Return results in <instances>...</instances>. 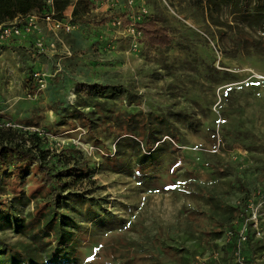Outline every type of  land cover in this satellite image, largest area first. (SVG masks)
<instances>
[{
	"label": "rangeland",
	"instance_id": "1",
	"mask_svg": "<svg viewBox=\"0 0 264 264\" xmlns=\"http://www.w3.org/2000/svg\"><path fill=\"white\" fill-rule=\"evenodd\" d=\"M125 1L117 5H107L103 0L95 2L91 10L78 16L76 32L59 34L70 51L69 57L55 54L53 62L33 49L0 47V124L22 127L25 118L41 114L42 117L36 119L39 127L55 132L46 133V142L52 148L58 149L78 137L77 129L65 130L54 126L59 114L55 110L61 106L72 107L77 102L76 82L122 83L139 93L142 100L139 109L145 113L153 109L167 111L188 107L201 123L196 131L188 130L184 123H175L182 139L178 148L189 161L187 167L177 171L170 192H163L160 187L169 175L168 167L177 157V152L159 156L160 175L155 179H138L131 172L133 164L127 167L125 163L121 170H112L103 161V148L98 147L102 153L93 156L95 170L92 182L83 185V189L90 191L88 196L93 197V206L103 215L105 228L92 227L90 223L83 222L82 215L76 214L75 219L83 223L88 235L81 239L78 236L81 253L66 264H88L85 253L99 248L111 237H122L135 243L138 252L143 248L150 249L159 230H162L160 242L179 252L177 262L174 259L170 264H194L197 258H210L213 253H218V261L211 259L209 264H264V205L260 208L262 215L259 221L263 234L257 237L251 228L249 230L252 239L260 242L253 248L256 251L248 249L238 236L226 233L216 241L208 236L201 241L199 232L207 230V226L198 221L224 214L247 195L248 204L255 205L257 200L253 194L258 190L255 187H264V153H249L241 142L227 136V140L222 138V126H225L230 131L251 130L258 137L256 143L264 144V57H259L252 50L242 51L231 59L217 57L193 30L213 38L222 49L232 46L231 30L226 28L227 24L234 27L232 30L239 29L255 38L264 31L255 32L253 27L232 15L226 0L221 11L214 12L215 19H218L216 26L208 24L204 7L202 10L194 6V0H136L133 11L142 4L146 15H160L162 25L169 28L174 36L173 48L161 53L144 45L142 38L134 41L123 29L113 25L120 16L124 25L131 17L133 21L141 19L138 14L126 11ZM72 9L73 5H70L66 12ZM219 29L226 33L222 38L215 36V30ZM201 58L206 64L216 58L214 66L219 70H223L218 67V61L222 59L226 71L236 77L217 85L210 83L204 75L205 65L200 64ZM57 64L61 68L58 72ZM34 70L46 73L48 86L30 94L24 79ZM120 105L121 101L117 108ZM127 109L137 111L138 107ZM82 141L93 145L86 136ZM105 142L112 152L114 143L111 140ZM119 164L120 161L116 165ZM235 176L242 180L245 190L232 189ZM203 189L208 196L197 195ZM208 197L214 200L209 203ZM22 209L28 211L31 205ZM199 211L205 215L199 217L195 213ZM190 213L196 217L194 221L188 216ZM23 239L11 230H0L2 245H13ZM238 248L241 254L236 256Z\"/></svg>",
	"mask_w": 264,
	"mask_h": 264
},
{
	"label": "trees",
	"instance_id": "2",
	"mask_svg": "<svg viewBox=\"0 0 264 264\" xmlns=\"http://www.w3.org/2000/svg\"><path fill=\"white\" fill-rule=\"evenodd\" d=\"M0 0V26L17 17L28 14H46L53 12L58 19L73 5L72 20L77 23L78 16L83 15L95 5L94 0ZM230 13L236 15L245 25L253 27L255 32L264 31V0H226ZM193 5L205 11L208 24L217 25L218 19L214 12L219 13L224 0H194ZM127 11V9H126ZM126 11L123 10L124 15ZM130 22V21H129ZM160 15L150 13L138 21L134 26L142 33V42L150 49L167 53L174 46V36L169 28L162 25ZM128 23V21H127ZM78 24V23H77ZM231 30L230 49H222L220 43L205 36L200 31L193 30L210 48L213 55L231 59L240 55L242 51L252 50L259 57H264V33L256 38L241 30H232L234 27L225 25ZM76 32V31H75ZM74 33V32H73ZM72 33V34H73ZM216 38H222L225 31L215 30ZM5 48L6 45H0ZM218 61L219 70L214 66L216 58L211 63L203 58L200 64L205 65L206 78L214 85L232 81L236 76L230 74L226 64ZM32 71L24 80L30 94L37 91V85L32 79ZM257 82V81H256ZM77 102L72 107H64L59 111L55 127L65 130H75L81 127L86 131V138L96 147H102L104 162L118 171L133 164L132 174L136 178L155 179L160 175L159 156L163 153L177 152V157L168 167L164 184L160 187L163 192H170L177 171L187 167L189 159L180 152L181 132L177 122L184 123L186 128L196 131L200 126L195 112L184 108L180 110H157L148 113L139 109L142 103L139 93H135L127 85L110 83H83L74 85ZM121 105L117 108V104ZM125 105V108L122 106ZM138 107L137 111L127 108ZM88 111H87V110ZM53 110V108H51ZM223 114V113H220ZM41 114L25 118L22 128H37L38 132L6 127L7 123L0 124V230H11L18 236H23L13 245L0 243V264H66L76 259L81 253V243L78 236L85 238L87 234L83 223L75 219L76 214L84 217L83 222L90 223L95 228H105L103 215L96 211L92 204L93 197L90 191L83 189V185L92 182L95 170L93 157L88 158L84 152L73 143L52 148L47 144L45 134H54L50 128L39 127ZM222 138H233L241 142V146L249 153H264V144L256 143V135L251 130H229L222 126ZM219 131L217 130V134ZM232 135V136H229ZM167 137L169 140L164 139ZM106 140L115 144L112 153ZM120 166H117V162ZM93 164V165H92ZM213 170V167H210ZM215 169V168H214ZM127 170V169H126ZM232 189H246L241 179L235 176ZM199 188V185H196ZM81 187V188H79ZM262 189L264 187L255 189ZM248 192V190H247ZM208 196L205 189L197 195ZM209 203L213 197L207 198ZM31 205V209L24 211ZM248 205V195L234 206L224 211V214L209 220L202 218L200 224H205L207 230L200 231V240L206 237L216 241L223 233L238 236L242 225L239 215L244 214ZM218 206H215V209ZM199 217L205 214L199 212ZM191 220L196 217L188 214ZM187 216V217H188ZM198 228V227H196ZM247 230V248L252 250L260 242L254 240ZM75 233L77 237H75ZM162 230L157 231L152 241V248L135 250V243L124 238H112L101 243L99 248L86 252L88 264H170L177 262L179 252L171 250L160 242ZM208 241V239H207ZM262 248V247H261ZM260 248V249H261ZM244 250V254H248ZM253 251H256V249ZM180 259L182 256H179ZM251 257V256H250ZM173 262V263H174Z\"/></svg>",
	"mask_w": 264,
	"mask_h": 264
},
{
	"label": "built area",
	"instance_id": "3",
	"mask_svg": "<svg viewBox=\"0 0 264 264\" xmlns=\"http://www.w3.org/2000/svg\"><path fill=\"white\" fill-rule=\"evenodd\" d=\"M96 3L100 0H94ZM104 2L111 5H117L118 3H122V0H103ZM49 4H52V0L48 1ZM136 5V0H126L124 3V7L128 12L138 14V18L144 17L147 14L145 7L141 5H137V10L133 11L134 6ZM135 17V16H134ZM135 21L131 17L130 22L127 25L123 24L122 17H118L114 20L113 25L117 28L123 29L125 33L130 35L134 41L142 38V33L134 26ZM44 28L51 34L50 39H46V33L43 31ZM78 29V24L72 20L71 11L64 12L63 18L58 19L55 13L50 12L43 15L40 14H28L22 17H17L14 20L6 22V24L0 26V45L7 44L8 41L13 39H20L26 35L33 36L32 40V49L36 51L37 54L44 55H54L59 54L66 57H69L70 51L60 39L59 34L70 35ZM45 30V31H46ZM61 68L59 64H57L56 72L60 71ZM32 79L35 81L37 85V91L43 90L48 86V80H46V73L42 72V70L35 71L32 73ZM6 127L13 128H22L13 124H6ZM29 129L35 132H38L40 135L43 133L42 130L37 128H22ZM78 137L72 140L78 148H80L84 154L90 158L93 157L97 153H102L98 147L93 145L85 144L82 139L86 136V131L81 127H77ZM47 134H45L46 136ZM164 139L169 140L167 137ZM170 141V140H169ZM115 151V144L112 146V153ZM254 197L257 200L255 205L248 204L245 210V215L242 213L239 215L240 220H242V225L238 230V238L241 243L247 242V230L250 226L252 231L256 234L257 237H261L263 233H261L259 228V221L261 218L260 208L264 205V190L258 189L254 192ZM241 254V250L238 248L235 253L236 256ZM213 262L218 261V253H213L210 258L205 257L202 259L197 258L194 264H209L210 260Z\"/></svg>",
	"mask_w": 264,
	"mask_h": 264
},
{
	"label": "crops",
	"instance_id": "4",
	"mask_svg": "<svg viewBox=\"0 0 264 264\" xmlns=\"http://www.w3.org/2000/svg\"><path fill=\"white\" fill-rule=\"evenodd\" d=\"M44 28V32L46 33V39L49 40L50 39V36L51 34ZM32 40H33V36H24L20 39H13V40H10L7 42V44H5L6 46H10V47H14V48H24L25 50H28L29 49H32ZM44 55V54H42ZM47 57V59H50L52 60L53 62H55V58H54V55H44V57Z\"/></svg>",
	"mask_w": 264,
	"mask_h": 264
}]
</instances>
